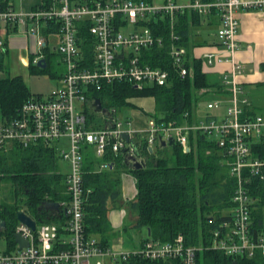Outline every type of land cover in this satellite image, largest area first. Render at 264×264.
<instances>
[{
    "label": "built area",
    "instance_id": "obj_1",
    "mask_svg": "<svg viewBox=\"0 0 264 264\" xmlns=\"http://www.w3.org/2000/svg\"><path fill=\"white\" fill-rule=\"evenodd\" d=\"M261 9H264V0L203 3L200 0L189 3L165 0L161 5L149 0H43L29 11H16L10 3L7 8H0L1 52L5 51L6 35L17 34L34 40V51L30 54L34 66L37 67L39 59L45 58V48L50 54L57 53L65 65L56 88L46 95L31 94L12 118L0 114V149L14 144L27 148L42 143L55 150L58 158L68 164L65 187L69 196L67 203L59 204L58 222L49 221L52 217L42 220L27 209H19L35 221V229L16 217L13 240L4 236L6 228L0 231L3 242L0 264H91L92 260L95 264H129L131 260L196 264L195 257L202 246L186 245L181 235L170 243L147 239L128 251L103 248L97 239L86 235L83 210L86 196L91 192L83 183L87 148L101 160L110 151L115 156L135 155L138 138L146 142L150 153L161 142L168 145L173 139L174 144L188 153L191 133L205 134L215 142L228 176L234 181L224 219L211 228L209 249L232 257H264V230L253 235L250 227L252 180H264V158L250 157V143L264 135V116L247 114L249 100L235 81L243 67L233 59L238 48V11ZM185 12L215 15L219 20L217 44L197 58L188 55L174 31L176 16ZM155 17H168L170 39L164 48L172 74L192 78L191 60L201 61L203 71L223 62L232 64L220 81L228 93L224 113L215 114L223 102L213 99L204 102L202 114L196 113V108L184 112L183 123L165 122L150 116L146 126L137 129L130 120L116 119L117 113L110 110L112 117L103 118L105 124H112L110 129L88 124V106L95 100L92 94L102 90L105 84L125 82L138 89L170 85V71L141 63L142 50L164 46V38L156 35L148 25ZM55 25H58L56 31L44 34V30ZM81 26L86 29L85 35L79 31ZM49 37L55 41L48 40ZM209 90L201 89L199 96ZM123 133L128 134V141L121 137ZM111 166V162L101 161L93 172ZM209 222H214L213 218H209ZM15 235L25 240L26 245L21 246Z\"/></svg>",
    "mask_w": 264,
    "mask_h": 264
},
{
    "label": "trees",
    "instance_id": "obj_2",
    "mask_svg": "<svg viewBox=\"0 0 264 264\" xmlns=\"http://www.w3.org/2000/svg\"><path fill=\"white\" fill-rule=\"evenodd\" d=\"M12 1L0 0V8H7ZM201 1L203 3L211 0ZM214 18L217 19L216 16ZM167 19L168 17H155L149 22L153 32L164 38V46L142 50L141 63L170 71V85L145 86L138 89L125 82L105 84L102 90L92 94L95 99H100L104 108L121 113L134 107L129 99L153 97L155 110L148 113V116L165 122L183 123V113L191 112L201 100L198 95L201 89L221 87L218 81L212 80L202 71L199 60H191L194 73L192 78H180L172 74L170 60L164 48L170 39ZM199 22L200 16L193 12L178 14L175 18L174 31L180 37L179 44L186 48L188 55L191 48V27ZM57 28L58 25H55L49 30H44V34L56 31ZM79 31L84 35L86 33L83 26ZM4 54H7L6 50L0 51V73H4L0 76V114L4 118H12L31 93L20 75L9 77L3 64ZM43 55L47 63L45 69L34 66L31 63L33 56L30 55V63L27 66L30 72L47 74L48 57L51 55L47 48L43 50ZM246 112L250 115L261 114L260 110L251 107ZM87 114L86 121L92 125L94 114L89 110ZM189 142L191 149L188 153L174 144L168 147L169 152L159 148L156 155L149 152L143 139L138 138V156L144 159L145 168L137 171L127 169L121 155L115 156L110 151L99 160L92 150L87 148L83 183L91 192L86 196L83 206L86 235L99 236L100 246L108 247L112 237V229L107 219L109 202L114 206L118 204L120 175L127 172L135 179L136 196L132 205L137 213V227L149 230L148 239L170 243L181 235L186 245H205L196 254V264H264V257L260 255L248 259L227 256L209 249L211 228L215 222L224 219L225 209L228 208L233 193L234 181L228 176L227 166L213 140L202 133H191ZM250 157L264 158V135L252 139ZM59 160L55 150L42 143L27 148L14 144L8 149H0V186L4 182L9 183L16 197L11 204L0 200V219L6 224L3 234L8 239L13 240L12 223L16 221V212L19 209L26 207L30 213L43 220L45 216L38 211L42 202H68L65 175L59 171ZM99 161H109L112 167L93 172ZM250 196V227L254 235L264 230V180H252ZM19 199L24 200V205L18 203ZM209 218H213L214 222H209ZM128 263L179 264L178 261L149 260H131Z\"/></svg>",
    "mask_w": 264,
    "mask_h": 264
},
{
    "label": "crops",
    "instance_id": "obj_3",
    "mask_svg": "<svg viewBox=\"0 0 264 264\" xmlns=\"http://www.w3.org/2000/svg\"><path fill=\"white\" fill-rule=\"evenodd\" d=\"M42 1L43 0H13L10 2V5L16 11H29L37 7ZM149 1L161 5L165 0ZM175 1L179 3H189L193 0H174V2ZM214 17L215 16H200V22L192 25L189 42L191 45L189 49L190 57L197 58L203 54L204 51L206 52L214 49V45L217 44L216 31L219 27V20ZM237 17L239 20V34L237 38L238 48L233 59L235 62L242 65L243 70L240 74L235 76V81L239 87L243 89L245 96L249 100L250 107L256 108V110L263 108L264 110V9L254 11L240 10L237 13ZM50 39L55 41L53 37L48 38V40ZM29 42L30 39H25L21 35L12 33L9 34V36L6 35V53L15 55L20 65H22L21 62L24 63V65H22L23 67L29 65V55L34 51V49L32 50L30 48ZM231 67L232 64L230 62H223L214 68L202 71L208 74L212 80L218 81L219 86H221L220 81L223 74L228 73ZM27 68L28 67H26V69ZM60 75L56 76L55 80L59 79ZM227 97L228 93L223 86L219 89L212 88L201 95V103L200 105H196L195 108L198 111L195 112L202 114L205 101L219 99L222 100L223 106L219 111H216L215 114L221 116L225 111ZM131 102L136 105L135 108L129 109L132 113V122L137 129H143L146 126L147 118L150 117L147 114L153 113L155 110V101L153 98H142L132 100ZM90 111L94 115L100 114L102 119L106 118L101 113H95L91 109ZM198 114H196V116H200ZM139 120H141V122ZM107 124L108 123H104L103 119L101 125L106 127ZM101 125H97V127ZM170 146L172 145L157 146L152 149V153L158 155L159 148L166 149V147L168 148ZM100 162L101 161H99L94 169L97 168ZM66 173L62 174L65 175ZM120 180L122 201L125 202L123 204L118 202V204H115L116 206L109 202L110 207L107 211V219L112 229V237L109 241L108 248L115 252L136 249L144 240L150 237L148 229L137 227V213L132 205L136 196L134 177L127 172H122ZM45 215V219L49 217L48 213ZM50 220L59 221L57 216L54 218L52 217ZM94 238L99 240V236H94Z\"/></svg>",
    "mask_w": 264,
    "mask_h": 264
},
{
    "label": "rangeland",
    "instance_id": "obj_4",
    "mask_svg": "<svg viewBox=\"0 0 264 264\" xmlns=\"http://www.w3.org/2000/svg\"><path fill=\"white\" fill-rule=\"evenodd\" d=\"M52 39V38H51ZM50 39V41H52ZM21 43V41H20ZM17 44V43H16ZM29 46L30 48L33 50L35 43L34 40H30L29 42ZM16 54V53H15ZM48 61H49V67H48V72H46L47 74H43V73H35V72H30L28 69H26V67H23L22 65L19 64V62L17 61V58L15 55L13 54H4L3 56V64L4 66L7 68V72L9 73V77L10 76H16V75H20L23 78V81L25 82L29 92L32 95H38V94H42V95H46L48 94L51 90H53L54 88H56L59 85V80H55V77L64 73L65 71V65L63 64L60 56L55 53V54H51L48 57ZM7 73H5L6 75ZM4 75V73H0V76ZM199 95V93H198ZM142 98H153V97H133L130 100V102L132 100H137V99H142ZM132 103V102H131ZM201 101H199L197 104L200 105ZM133 104V108L136 107V105L134 103ZM196 107V106H195ZM195 107L193 108V111H195ZM260 112L261 114L264 115V110L263 108H260ZM131 110L129 109H125L123 110L121 113L117 114L116 119L120 120L121 122H125L127 120H130L131 122L132 120V115H131ZM141 122V120H139ZM103 123V119L102 116L100 114H96L94 115V119H93V124L95 126L96 125H101ZM126 128V126H125ZM166 152H169V148L166 147ZM59 171L61 173H66L68 171V164L65 161H60L59 163ZM120 198H119V203H124L125 201H122V195H121V180H120ZM0 200L7 202V203H13L16 200V197L14 196V192H13V188L9 183H3L2 186H0ZM18 203H22L24 205V200L19 199ZM24 209H26V207H23ZM28 212V210H27ZM29 213V212H28ZM16 221L14 223H12V225H15ZM202 248L205 247V245H201ZM0 247L3 248V242L0 241ZM91 264H95V260H92Z\"/></svg>",
    "mask_w": 264,
    "mask_h": 264
},
{
    "label": "water",
    "instance_id": "obj_5",
    "mask_svg": "<svg viewBox=\"0 0 264 264\" xmlns=\"http://www.w3.org/2000/svg\"><path fill=\"white\" fill-rule=\"evenodd\" d=\"M37 66L40 69H45L47 66L46 60L44 58L39 59L37 62ZM88 107L95 113H101L107 119H110L112 117L110 111L102 106L101 101L98 98H96L93 102H90ZM111 127H112V124H110L109 122L106 128L110 129ZM121 137L124 140L128 141V134L123 133ZM173 144H174L173 139H170L168 145H173ZM164 145L165 143L161 142V146H164ZM123 162H124V165L127 167V169L132 170V171H137V170H141L145 168V162L144 160L139 158L137 149H135V155L125 154V156L123 157ZM41 210L46 211L49 217H55L60 212V206H59V203H56V202L44 201L38 207V211H41ZM16 217L22 223H25L26 225L30 226L31 229L33 230L35 229V221H33V219L30 218L28 215H26L23 211L18 210L16 212ZM5 228H6L5 222H3L2 219H0V231L2 232V230H5ZM148 233H149V230H148ZM15 239L17 242L20 243L21 246L26 245V241L22 240L18 235H15ZM234 264H236V262H234Z\"/></svg>",
    "mask_w": 264,
    "mask_h": 264
},
{
    "label": "flooded vegetation",
    "instance_id": "obj_6",
    "mask_svg": "<svg viewBox=\"0 0 264 264\" xmlns=\"http://www.w3.org/2000/svg\"><path fill=\"white\" fill-rule=\"evenodd\" d=\"M41 211H43V210H41Z\"/></svg>",
    "mask_w": 264,
    "mask_h": 264
}]
</instances>
